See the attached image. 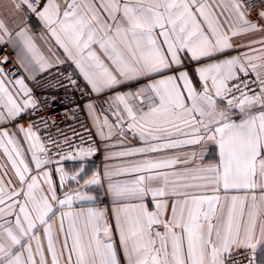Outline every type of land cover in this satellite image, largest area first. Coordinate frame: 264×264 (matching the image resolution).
I'll return each mask as SVG.
<instances>
[{"label": "snow or ice", "instance_id": "1", "mask_svg": "<svg viewBox=\"0 0 264 264\" xmlns=\"http://www.w3.org/2000/svg\"><path fill=\"white\" fill-rule=\"evenodd\" d=\"M261 4L257 10L247 0H10L0 12V46L18 50L28 75L9 76L0 67V264H49L46 253L50 264H234L241 250L255 264L257 249L264 250ZM33 17L89 95L115 93L107 101L112 120L101 118L92 101L84 105L106 148L114 136L141 142L111 154L136 162L103 173L118 205L114 226L104 210L74 208L96 199L89 186L102 185L99 172L85 179L83 167L71 175L50 167L98 149L70 145L61 155L36 123L19 124L39 108L27 81L55 66L35 42ZM131 82L140 86L116 91ZM39 123L46 126L43 118ZM205 144L215 146L214 162H206ZM176 149L187 151L151 156ZM122 173L133 178L111 180Z\"/></svg>", "mask_w": 264, "mask_h": 264}, {"label": "built area", "instance_id": "2", "mask_svg": "<svg viewBox=\"0 0 264 264\" xmlns=\"http://www.w3.org/2000/svg\"><path fill=\"white\" fill-rule=\"evenodd\" d=\"M247 2L249 5H253L255 9L262 6L261 0H247ZM5 57L8 59V64H0V67H4L9 76H26L16 60L14 49L10 45L7 47L0 46V61H3ZM68 76L78 79L77 85H71L67 79ZM27 82L32 87L39 102V108L36 114L25 115L23 119L19 120V123H36L42 137L45 139L51 137L61 146V155H66L72 151L70 145L73 147L92 145L98 149V140L84 110V105L89 101H94L100 108H104L105 99L103 96L89 95V91L81 79L64 65H55L50 71L38 74L36 80H28ZM139 86L134 82L123 88L121 92L134 91ZM41 118L46 121V126L39 123ZM76 133L79 135H75ZM65 137L68 138L67 144ZM52 155L55 159V151L52 152ZM250 255V252L244 253L241 250V253L236 256L234 264H248Z\"/></svg>", "mask_w": 264, "mask_h": 264}, {"label": "crops", "instance_id": "3", "mask_svg": "<svg viewBox=\"0 0 264 264\" xmlns=\"http://www.w3.org/2000/svg\"><path fill=\"white\" fill-rule=\"evenodd\" d=\"M10 7V0H0V12H3L5 9H8ZM261 8V7H260ZM259 8V9H260ZM31 33L34 36L35 42L37 46L40 48L42 54L47 57L54 65L62 64L74 71V65L71 64L70 61H67L62 50L58 49L54 41H50L48 37L45 35V30L42 26V22L39 21L37 17H33L30 23ZM43 37V38H42ZM256 39H259L260 37L257 35L254 37ZM13 48V46H11ZM14 49V48H13ZM51 49V51H50ZM98 50V49H97ZM16 53V59L18 64L20 65V59L17 55V49H14ZM99 51V50H98ZM58 61H64V63H58ZM22 69V68H21ZM23 70V69H22ZM24 72V71H23ZM25 73V72H24ZM28 75L27 73H25ZM83 85L86 87V82L80 78ZM133 83V82H131ZM125 87L122 86L120 88H117V92H121V89ZM88 91L90 89L86 88ZM95 94V93H92ZM115 93L112 91L105 92L103 94H100L104 97L105 101V107L100 108L99 105L92 101L95 104L96 112L97 114L102 118L104 115H108L109 119L112 120L114 117L111 116V110L109 109L107 101L109 100V97L114 95ZM87 113V112H86ZM87 117L89 119V122L94 130V133L96 135V138L98 140V151L95 152L92 155L87 156H77L76 159H66L62 161L60 165L52 164L50 167L55 168L57 166H61L65 169V171L71 175L74 172H78L81 167L85 169L86 174L84 175V178H89L93 173L99 172L102 177V185H92L89 186L91 191L89 192L90 195H93L96 197L94 201H76L74 204V208H96L101 209L105 211L106 218L109 220L110 223L114 226V214L113 209L117 207L118 205L114 203L112 195L108 192V178L103 176V173L105 170L113 171L120 168L128 167L131 163H134L137 161L138 158L136 157H116L112 156L111 154L114 152H119L122 150H125L126 148L130 147H140L141 142L138 137L134 138L131 134H128L126 138H120V137H113V140L109 143L108 147L106 148V145L104 142L101 141L100 137L96 134V128L93 126L92 120L89 118L88 114ZM19 124L27 125L24 122H20ZM8 128L10 131L14 130L12 125H8ZM105 132L107 130L105 129ZM120 140H123V143H120ZM115 143L117 146L115 148L111 147V144ZM205 153V160L206 162H214L217 150L215 146L211 144H205L203 149ZM187 151V149H176V150H168L166 152H160V153H154L151 154L152 158L160 159L167 156H174V155H182L183 152ZM199 151V149H198ZM106 155L110 158L106 159ZM5 163L2 155H0V165H3ZM8 175L11 177L12 172L9 171ZM133 178V174L130 173H122L120 175H114L111 177V180L113 182L115 181H124L129 180ZM14 179V178H13ZM56 182H59V173H57L54 177ZM80 184L83 185V181H80ZM68 185H71V189H75L77 187V184L75 181H66V187ZM62 194V193H61ZM129 203H134L135 201H128ZM151 207V205H150ZM54 221H57L56 227H58V216L53 218ZM51 222V221H50ZM65 227H67V221H65ZM41 236L42 243L44 244L46 248V239L43 237V233L41 230V233H39ZM113 238L115 242L119 243V237L118 233L115 231V228L113 227ZM59 247V245H58ZM46 256H48L49 264H50V255L46 253ZM37 260H39V257H36ZM255 264H264V250H261L260 248L257 249L256 252V261Z\"/></svg>", "mask_w": 264, "mask_h": 264}]
</instances>
